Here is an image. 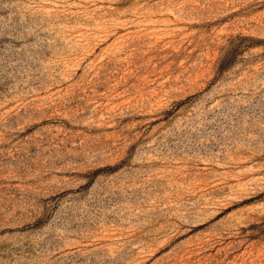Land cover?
Wrapping results in <instances>:
<instances>
[{
    "label": "rangeland",
    "instance_id": "1",
    "mask_svg": "<svg viewBox=\"0 0 264 264\" xmlns=\"http://www.w3.org/2000/svg\"><path fill=\"white\" fill-rule=\"evenodd\" d=\"M0 264H264V0H0Z\"/></svg>",
    "mask_w": 264,
    "mask_h": 264
}]
</instances>
